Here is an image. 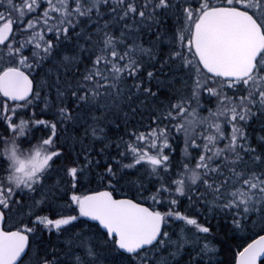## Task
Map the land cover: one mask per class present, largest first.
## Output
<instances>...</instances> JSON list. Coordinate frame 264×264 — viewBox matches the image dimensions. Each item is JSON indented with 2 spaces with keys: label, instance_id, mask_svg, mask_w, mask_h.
I'll return each mask as SVG.
<instances>
[{
  "label": "snow or ice",
  "instance_id": "1",
  "mask_svg": "<svg viewBox=\"0 0 264 264\" xmlns=\"http://www.w3.org/2000/svg\"><path fill=\"white\" fill-rule=\"evenodd\" d=\"M208 216L264 264V0H0V264H225Z\"/></svg>",
  "mask_w": 264,
  "mask_h": 264
},
{
  "label": "trees",
  "instance_id": "2",
  "mask_svg": "<svg viewBox=\"0 0 264 264\" xmlns=\"http://www.w3.org/2000/svg\"><path fill=\"white\" fill-rule=\"evenodd\" d=\"M163 47V46H162ZM165 51L167 50L166 48L164 49ZM87 63V61H86ZM81 70L83 71L84 69V65H81ZM205 103L207 104L208 102L205 101ZM37 118H49V117H41V116H37ZM83 129L80 127H75L73 128L71 125L68 126L67 131L63 132L62 135L64 136H68V135H80L82 134ZM115 134V129L112 128L109 132V135H113ZM37 137L40 136V133L37 132L36 133ZM35 141H33L34 143ZM28 145H25V148H27ZM97 147H99V145H97ZM182 149V144L179 143L176 146V153L174 154V160L178 161L181 159V150ZM51 182V181H49ZM187 200L184 201V204L187 205ZM163 210V209H162ZM183 210V209H181ZM201 219H203V217H201ZM208 220L209 222L215 226V230L218 232V237H222L224 235L225 231H228V222L224 221L223 219H221L220 217H216V218H212L211 216H208ZM178 227V225H177ZM228 235L230 237V247L227 248V250L222 253L219 257V259L223 260L225 262V264H229V262L232 260V255H233V251L237 250L238 246L240 245H245L247 242H250V239H242L241 237H245L246 234L244 233H233L231 231H228ZM251 238H255V236H252ZM46 240H50L53 244H55L57 247L61 248V250H63V243H62V239L60 238V240L58 241V238L56 235H52L50 237H48L47 235L45 236ZM187 260V256L184 257V261ZM184 261H181V264H184ZM259 264H262L261 261H259Z\"/></svg>",
  "mask_w": 264,
  "mask_h": 264
},
{
  "label": "rangeland",
  "instance_id": "3",
  "mask_svg": "<svg viewBox=\"0 0 264 264\" xmlns=\"http://www.w3.org/2000/svg\"><path fill=\"white\" fill-rule=\"evenodd\" d=\"M205 115L207 114L206 112L204 113ZM35 143V142H34ZM182 144V143H181ZM182 147H183V144H182ZM62 239V238H61ZM62 241V243H63V239L61 240Z\"/></svg>",
  "mask_w": 264,
  "mask_h": 264
},
{
  "label": "water",
  "instance_id": "4",
  "mask_svg": "<svg viewBox=\"0 0 264 264\" xmlns=\"http://www.w3.org/2000/svg\"><path fill=\"white\" fill-rule=\"evenodd\" d=\"M86 219V218H85ZM261 234H264V233H261ZM254 239V238H253ZM258 264H259V261H258Z\"/></svg>",
  "mask_w": 264,
  "mask_h": 264
}]
</instances>
